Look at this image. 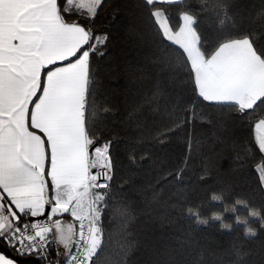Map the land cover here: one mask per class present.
<instances>
[{
	"label": "snow or ice",
	"instance_id": "obj_1",
	"mask_svg": "<svg viewBox=\"0 0 264 264\" xmlns=\"http://www.w3.org/2000/svg\"><path fill=\"white\" fill-rule=\"evenodd\" d=\"M237 4L139 0L127 35L156 76L129 113L137 134L118 150L106 120L116 110L111 94L121 73L109 65L105 83L96 61L111 41L97 31L98 17L119 8L111 0H0V246L14 254L0 251V264H18L16 257L101 264L112 248L105 217L110 224L113 208L121 221L112 264H134L142 249L157 258L151 264H255L245 244L264 233V203L252 201L257 192L264 198V163L253 169L249 195H233L231 179L248 175V142L233 140L227 172L207 158L192 184L184 183L196 151L191 132L182 166L160 176L148 178L144 162L152 157L139 151L200 122L216 129L220 143L223 133L250 126L264 159V0L251 17ZM123 71L128 85L152 79L145 68ZM185 72L193 93L187 103L168 91ZM209 179L223 188L194 201L209 187L199 182ZM206 203L218 207L205 213ZM226 215L244 226V239L226 251L206 247L198 233L215 222L232 231Z\"/></svg>",
	"mask_w": 264,
	"mask_h": 264
},
{
	"label": "trees",
	"instance_id": "obj_2",
	"mask_svg": "<svg viewBox=\"0 0 264 264\" xmlns=\"http://www.w3.org/2000/svg\"><path fill=\"white\" fill-rule=\"evenodd\" d=\"M113 6L118 7L119 11L113 12L112 7H109L105 12L98 17L97 31L100 33L107 32L111 37V41L108 45L107 53L105 57L99 58L96 63L100 66V77L107 81V73L105 69L111 65L120 71V80L116 83V91L111 94L112 103L116 109L113 113L107 116L108 138H111L115 134L118 139V150H120L123 144L126 142V137H133L137 134V130L133 122L129 119V113L136 105L144 101L145 95L151 87L152 80L155 79L156 73L153 66L140 58L141 48L139 42L134 38H130L127 35L128 25L130 21V13L139 14V9L136 5L139 0H111ZM260 7V0H238L237 8L235 9L240 13L242 17H251ZM115 17V18H113ZM246 23V22H245ZM205 35L209 41L213 38V32L209 28H205ZM145 68L152 78L143 85H128L127 77L124 73L125 67ZM165 76L167 73L164 74ZM182 83L176 87L169 88L171 98L178 102L187 103L193 97L192 85L188 79L187 73H181ZM191 132L194 147L196 151L192 154L195 156V161L192 162V156L190 165L184 174V183L192 184L196 177L201 173L202 165L204 161L211 157L214 163L219 164V168L222 172H227L230 160L233 155V140L239 145L242 142H248L251 145L249 152L252 155L249 156L248 175L241 179L239 177H232L236 181V187L234 189L235 194L249 195L252 193L255 187L252 180L253 169L258 163H264V159L261 158V154L256 149L254 143V134L250 126L236 127L232 132L223 133L224 143H220L216 135V129L209 123L197 122L193 128H185L171 133V139L164 144H153L150 149H146V146H140L139 151H150L151 161H145L146 168L149 169L151 175L149 179L160 176L164 173L173 171L182 166L184 158L188 155L187 142L189 133ZM217 153L221 154V157H217ZM139 183V181H138ZM162 184H166L167 181H161ZM199 183H207L209 185L207 191L201 190L193 200H205L208 191L219 190L223 188V183L209 179L208 181H200ZM160 187V185H157ZM252 201L256 205L264 203V198L257 192L252 196ZM218 206L205 204L204 212L207 213ZM241 216H245L246 213L241 209ZM112 216V222H107L108 218L105 217V227L112 232V248L102 257L101 264H112V253L115 251L117 242L120 240V221L121 217L119 211L113 208L110 212ZM143 219V218H142ZM226 221L232 224V231L221 230L218 227L219 222H215L212 226L202 229L198 236H200L202 243L209 248H215L219 251H226L230 246L239 240H243V225L235 224L231 215H226ZM182 227H187V221H181ZM254 227L257 225L253 224ZM245 246L252 250L255 264H264V233L258 235L246 242ZM0 251H4L9 255H12L11 251L3 246H0ZM14 255V254H13ZM22 258V257H19ZM25 259V258H22ZM157 259L148 250L142 249L136 253L134 257V264H151V261ZM159 259H163L160 257ZM19 264H34L31 261L20 262Z\"/></svg>",
	"mask_w": 264,
	"mask_h": 264
},
{
	"label": "water",
	"instance_id": "obj_3",
	"mask_svg": "<svg viewBox=\"0 0 264 264\" xmlns=\"http://www.w3.org/2000/svg\"><path fill=\"white\" fill-rule=\"evenodd\" d=\"M16 259L18 260V262L31 261V262H33L34 264H37L36 260L33 259V258L21 259V258L16 257Z\"/></svg>",
	"mask_w": 264,
	"mask_h": 264
},
{
	"label": "rangeland",
	"instance_id": "obj_4",
	"mask_svg": "<svg viewBox=\"0 0 264 264\" xmlns=\"http://www.w3.org/2000/svg\"><path fill=\"white\" fill-rule=\"evenodd\" d=\"M195 161V156L192 154V162H194ZM13 255V254H12ZM19 258V257H18ZM22 259V258H21ZM25 259H28V258H25ZM33 259H35V258H33ZM23 262H25V261H23ZM37 262V261H36Z\"/></svg>",
	"mask_w": 264,
	"mask_h": 264
},
{
	"label": "crops",
	"instance_id": "obj_5",
	"mask_svg": "<svg viewBox=\"0 0 264 264\" xmlns=\"http://www.w3.org/2000/svg\"><path fill=\"white\" fill-rule=\"evenodd\" d=\"M20 262H18V264H19Z\"/></svg>",
	"mask_w": 264,
	"mask_h": 264
}]
</instances>
